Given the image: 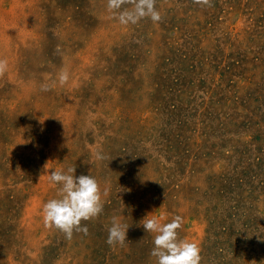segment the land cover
Returning <instances> with one entry per match:
<instances>
[{
    "label": "rangeland",
    "instance_id": "374dc122",
    "mask_svg": "<svg viewBox=\"0 0 264 264\" xmlns=\"http://www.w3.org/2000/svg\"><path fill=\"white\" fill-rule=\"evenodd\" d=\"M156 7L125 26L107 0H0V264H155L149 214L182 217L201 264H264V0ZM69 167L107 190L70 240L42 211Z\"/></svg>",
    "mask_w": 264,
    "mask_h": 264
},
{
    "label": "clouds",
    "instance_id": "9594fccd",
    "mask_svg": "<svg viewBox=\"0 0 264 264\" xmlns=\"http://www.w3.org/2000/svg\"><path fill=\"white\" fill-rule=\"evenodd\" d=\"M200 6H211V0H193ZM157 0H107V11L121 25L136 24L140 20L150 18L153 23L161 21L162 17L156 7ZM59 51V49H57ZM8 67L6 59H0V76L4 75ZM57 80L60 86L69 81V73L62 69ZM56 80L51 85L44 83L41 91H49L54 87ZM97 160L106 159L101 153L96 152ZM47 166V165H46ZM76 168L69 167L66 171L54 170L49 174V180L59 185L57 197L50 199L43 206V223L46 228H53L63 232L67 239H71L75 232L88 234L87 226H81L82 221L98 217L103 212L102 195H107V190L101 193L98 181L92 176L74 174ZM163 217L148 215L143 220V227L148 233H155L151 256L155 264H201L199 246L187 239L178 238V229L183 220L175 216L170 222L162 223ZM129 226L122 223L119 217L111 218L108 228L107 244L123 245L127 240Z\"/></svg>",
    "mask_w": 264,
    "mask_h": 264
}]
</instances>
